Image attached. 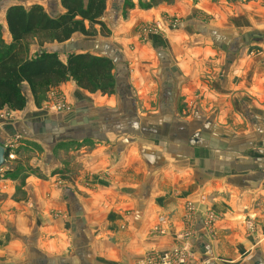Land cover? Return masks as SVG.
Instances as JSON below:
<instances>
[{
    "label": "crops",
    "instance_id": "0c3cea01",
    "mask_svg": "<svg viewBox=\"0 0 264 264\" xmlns=\"http://www.w3.org/2000/svg\"><path fill=\"white\" fill-rule=\"evenodd\" d=\"M33 4L65 11L60 0H0L5 40L6 9ZM100 20L103 31L85 21L95 35L45 50L63 63L109 58L112 93L69 77L52 88L66 105L56 111L50 90L38 104L24 83V108L0 112L7 150H41L0 169V264H136L174 246L190 204L184 264H264V0H106ZM146 22L162 35L141 39Z\"/></svg>",
    "mask_w": 264,
    "mask_h": 264
},
{
    "label": "trees",
    "instance_id": "16d2710c",
    "mask_svg": "<svg viewBox=\"0 0 264 264\" xmlns=\"http://www.w3.org/2000/svg\"><path fill=\"white\" fill-rule=\"evenodd\" d=\"M60 1L65 11L57 17L50 16L38 4L28 8L11 5L6 9L5 25L10 40H5L0 25V110L24 108V83L29 86L36 102H40L50 88L69 77L89 92H113L114 65L109 58L89 53H71L63 63L56 52L45 50L46 44L64 43L76 32L87 36L96 34L95 30L85 27V21L91 25L99 24L103 31L100 18L106 0ZM161 1L171 0H152L147 7ZM129 4L132 8L133 4ZM34 45L40 51L30 54Z\"/></svg>",
    "mask_w": 264,
    "mask_h": 264
},
{
    "label": "built area",
    "instance_id": "2783aa9c",
    "mask_svg": "<svg viewBox=\"0 0 264 264\" xmlns=\"http://www.w3.org/2000/svg\"><path fill=\"white\" fill-rule=\"evenodd\" d=\"M148 32H151L150 28H148ZM50 99L53 102L52 107L54 109H65L64 99L60 95L51 93ZM186 210L187 213L185 219L188 223V227L184 231H181L180 233L175 235L176 243H174V246L164 252L149 254L141 262H139V264H184L193 257L187 240L191 236H193L195 232V230L193 229L194 227H192L191 221L192 217L195 215L196 209L194 205L190 204L186 205ZM216 219L217 218L214 214L206 212L205 219L202 222L204 226L210 229V227L216 222ZM158 222L162 224L164 222V219L160 218ZM164 233V228H158L155 231L156 235H163Z\"/></svg>",
    "mask_w": 264,
    "mask_h": 264
},
{
    "label": "rangeland",
    "instance_id": "374dc122",
    "mask_svg": "<svg viewBox=\"0 0 264 264\" xmlns=\"http://www.w3.org/2000/svg\"><path fill=\"white\" fill-rule=\"evenodd\" d=\"M152 2V0H138V5H139V7H141V8H148L147 7V5L149 4V3H151ZM132 3V2H131ZM156 5V4H155ZM0 6H2V5H0ZM133 7H134V4H133ZM131 8V6H130V4H129V2H125L123 5H122V9H121V16H125L127 13H128V11H129V9ZM168 23V25L170 26V27H172V28H175L176 26H177V22H176V20H169V22H167ZM148 28H150V30H151V32H148ZM142 32H145V33H141V36H140V38L141 39H143V40H147V38H148V36H152V35H157V34H161L162 35V33L164 32V30L161 28V27H159L158 28V22H146V23H144L143 24V26L141 25L140 26V28H139ZM95 33H96V30H95ZM95 35V34H94ZM92 36V35H91ZM34 54V53H33ZM61 83V82H60ZM27 87L29 88V86L27 85ZM55 87V86H54ZM54 87H52V88H54ZM49 89L50 90V92H49V90L46 92V93H56V94H59V93H57V91H55L54 89ZM22 89H23V92H25V91H27L26 89H25V86H24V84L22 85ZM30 89V88H29ZM51 95V94H50ZM38 97H40V95H38ZM36 102V101H35ZM36 103H38L39 104V101H37ZM64 106H66L65 105V103H64ZM62 109V108H61ZM61 109H57L56 111H61ZM0 112H4V109H1V111ZM3 115V114H2ZM2 117H5V119L7 120V119H10V116H2ZM19 140H21V139H19ZM18 140V141H19ZM36 151V152H35ZM35 151H33V149H31V148H28L27 146L25 147V148H23V146H22V148L20 149V151H18L17 153H14V151L13 150H11L10 151V148H8V150H7V155H6V160L7 159H9V160H11V159H18L19 160V162H22V163H24V164H26V162H27V159L30 157V155H29V153L31 152H35L36 154L37 153H40V151L41 150H38V149H36L35 148ZM156 252H152L151 254H155ZM158 253H160V252H158ZM145 258V257H144ZM144 258H142V259H140V260H138L137 262H136V264H139V262H141Z\"/></svg>",
    "mask_w": 264,
    "mask_h": 264
},
{
    "label": "water",
    "instance_id": "95a60500",
    "mask_svg": "<svg viewBox=\"0 0 264 264\" xmlns=\"http://www.w3.org/2000/svg\"><path fill=\"white\" fill-rule=\"evenodd\" d=\"M7 155V147L0 143V169L5 165Z\"/></svg>",
    "mask_w": 264,
    "mask_h": 264
}]
</instances>
